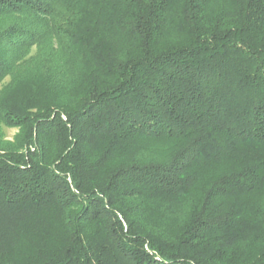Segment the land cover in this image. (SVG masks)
<instances>
[{"label": "trees", "instance_id": "obj_1", "mask_svg": "<svg viewBox=\"0 0 264 264\" xmlns=\"http://www.w3.org/2000/svg\"><path fill=\"white\" fill-rule=\"evenodd\" d=\"M0 264H264V0H0Z\"/></svg>", "mask_w": 264, "mask_h": 264}, {"label": "rangeland", "instance_id": "obj_2", "mask_svg": "<svg viewBox=\"0 0 264 264\" xmlns=\"http://www.w3.org/2000/svg\"><path fill=\"white\" fill-rule=\"evenodd\" d=\"M16 132H17V130H9V131L7 132V135H8L9 138H12L13 135H14Z\"/></svg>", "mask_w": 264, "mask_h": 264}]
</instances>
